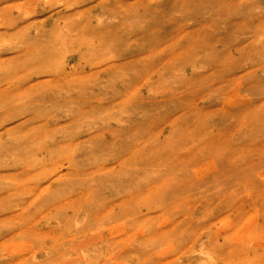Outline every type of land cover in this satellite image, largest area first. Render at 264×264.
Wrapping results in <instances>:
<instances>
[{
	"label": "rangeland",
	"instance_id": "obj_1",
	"mask_svg": "<svg viewBox=\"0 0 264 264\" xmlns=\"http://www.w3.org/2000/svg\"><path fill=\"white\" fill-rule=\"evenodd\" d=\"M0 264H264V0H0Z\"/></svg>",
	"mask_w": 264,
	"mask_h": 264
},
{
	"label": "bare ground",
	"instance_id": "obj_2",
	"mask_svg": "<svg viewBox=\"0 0 264 264\" xmlns=\"http://www.w3.org/2000/svg\"><path fill=\"white\" fill-rule=\"evenodd\" d=\"M6 12V11H5ZM8 13H9V11H7ZM11 13V12H10ZM13 13V12H12ZM18 14V13H17ZM21 14V13H20ZM8 15V14H7ZM11 15V14H10ZM9 15V16H10ZM3 16H5V14L3 15ZM14 17H15V15H14ZM8 17H6V19H7ZM8 20H11V17H10V19H8ZM11 21H13V20H11ZM11 21H8V22H11ZM12 23V22H11ZM4 24H6V23H4ZM10 27V26H9ZM59 30V29H58ZM166 190V189H165Z\"/></svg>",
	"mask_w": 264,
	"mask_h": 264
}]
</instances>
